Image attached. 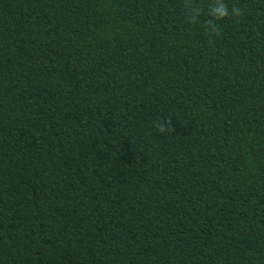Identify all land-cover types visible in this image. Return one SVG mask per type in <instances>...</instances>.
Instances as JSON below:
<instances>
[{
  "label": "trees",
  "instance_id": "1",
  "mask_svg": "<svg viewBox=\"0 0 264 264\" xmlns=\"http://www.w3.org/2000/svg\"><path fill=\"white\" fill-rule=\"evenodd\" d=\"M0 264H264V0H0Z\"/></svg>",
  "mask_w": 264,
  "mask_h": 264
}]
</instances>
